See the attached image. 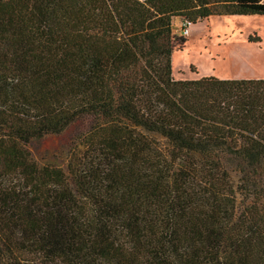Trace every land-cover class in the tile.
Here are the masks:
<instances>
[{"label": "trees", "instance_id": "trees-1", "mask_svg": "<svg viewBox=\"0 0 264 264\" xmlns=\"http://www.w3.org/2000/svg\"><path fill=\"white\" fill-rule=\"evenodd\" d=\"M213 16L264 0H0V264H264V79L172 76Z\"/></svg>", "mask_w": 264, "mask_h": 264}, {"label": "rangeland", "instance_id": "rangeland-1", "mask_svg": "<svg viewBox=\"0 0 264 264\" xmlns=\"http://www.w3.org/2000/svg\"><path fill=\"white\" fill-rule=\"evenodd\" d=\"M173 24L182 35L181 21L175 19ZM189 30L185 47L172 55L174 79H264V16H213ZM249 36H256L259 42H249ZM76 131L72 127L60 135L32 141L28 150L33 160L63 167Z\"/></svg>", "mask_w": 264, "mask_h": 264}, {"label": "built area", "instance_id": "built-area-1", "mask_svg": "<svg viewBox=\"0 0 264 264\" xmlns=\"http://www.w3.org/2000/svg\"><path fill=\"white\" fill-rule=\"evenodd\" d=\"M189 29H190L189 22H187L186 20L182 21L180 25V30L183 37L189 36V31H190Z\"/></svg>", "mask_w": 264, "mask_h": 264}, {"label": "crops", "instance_id": "crops-1", "mask_svg": "<svg viewBox=\"0 0 264 264\" xmlns=\"http://www.w3.org/2000/svg\"><path fill=\"white\" fill-rule=\"evenodd\" d=\"M190 35V34H189ZM189 38V37H188Z\"/></svg>", "mask_w": 264, "mask_h": 264}]
</instances>
